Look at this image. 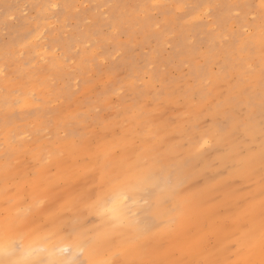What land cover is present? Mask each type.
Listing matches in <instances>:
<instances>
[{
    "label": "rangeland",
    "instance_id": "obj_1",
    "mask_svg": "<svg viewBox=\"0 0 264 264\" xmlns=\"http://www.w3.org/2000/svg\"><path fill=\"white\" fill-rule=\"evenodd\" d=\"M260 3L0 0V213L10 169L32 173L21 181L27 184L16 205L21 213L30 210L40 222H75L87 214L82 196L110 175L103 164L114 150L132 161L160 160L155 177L165 180L162 188L175 191L178 175L177 186L188 182L197 196L210 178L204 173L219 171L221 155H237L249 128H260ZM247 85L248 93L239 95ZM86 137L94 142L84 150L78 146ZM239 177L232 178L235 185ZM248 180L254 191L256 179ZM227 191L201 192L185 217L234 211L236 205L226 207ZM188 197L194 198L181 189L175 198L163 195L160 211L184 206ZM137 207L143 217L144 201ZM171 228L175 243L188 239ZM208 239L215 248V237ZM114 251L100 256L120 264L124 253Z\"/></svg>",
    "mask_w": 264,
    "mask_h": 264
},
{
    "label": "snow or ice",
    "instance_id": "obj_2",
    "mask_svg": "<svg viewBox=\"0 0 264 264\" xmlns=\"http://www.w3.org/2000/svg\"><path fill=\"white\" fill-rule=\"evenodd\" d=\"M261 9V37L264 47V0L259 5ZM255 19V17H253ZM254 72L249 66V74ZM259 86L261 91V120L259 128L260 151L249 139L255 137V129L249 128L251 137L245 139V147L238 155L241 163L246 165L249 178L257 177L260 184L258 194H251L248 203L258 200L260 213L257 225L254 216L240 223L239 236L231 245L233 253L243 252V261H233L230 258L222 260L216 253L206 246H197L188 253L181 252L176 256L169 243L157 239L161 225L151 213L141 217V209L137 207L140 200L149 204V198L156 194L159 185L155 182L156 169L160 160L153 158L127 159L121 155L120 150H114L105 156L103 168L110 171L107 179L94 185L82 196L86 205V215L80 213L78 220H51L40 222L37 215L30 210L23 213L16 207L17 202L25 199L26 181L32 173L21 176L6 169L3 175L4 212L0 213V264H117L116 259L95 261L81 259L85 251H93L99 245H108L117 235L132 236L129 245L135 254L134 259L124 260L121 264H264V58H262L259 73ZM250 85L241 88L239 95L248 93ZM196 100L195 95L192 97ZM248 119H251L249 116ZM228 120L222 127H227ZM75 135V132L73 133ZM93 138L86 137L85 143L79 145L87 150ZM208 143L207 140L204 141ZM153 149L145 148L144 153ZM125 151H135V147L126 148ZM159 199L156 200L157 207ZM16 209L13 211V209ZM179 211V209H176ZM76 236L75 250L80 254H73L70 260L64 256L72 251V246L63 244V240ZM116 254H114L115 256ZM187 255L197 258L188 259Z\"/></svg>",
    "mask_w": 264,
    "mask_h": 264
},
{
    "label": "bare ground",
    "instance_id": "obj_3",
    "mask_svg": "<svg viewBox=\"0 0 264 264\" xmlns=\"http://www.w3.org/2000/svg\"><path fill=\"white\" fill-rule=\"evenodd\" d=\"M43 33V32H42ZM35 41V40H34ZM31 43V42H30ZM34 43V42H33ZM31 43V44H33ZM36 43V41H35ZM236 44V43H235ZM234 44V45H235ZM46 54V53H45ZM42 55L43 51H42ZM56 59V58H55ZM57 62V61H56ZM58 65L61 64L60 61L57 62ZM22 104V102H20ZM27 105V104H26ZM247 137L245 139H249L251 137V133L248 132V134H245ZM232 136H234L232 134ZM235 139V138H234ZM254 141L257 143H260L259 138V129H255V137L249 139V142ZM243 146L245 147V144L243 143ZM260 148H256L257 153V167L259 166V154ZM241 157L237 155H221L219 160L217 161L219 166V171L217 168L208 170L204 174V179L206 177V174L209 173L210 178L207 181H204L203 183H200V187H198V195L195 196L193 194L192 186L188 184V182L183 183V186H177V183L179 182L180 177L178 175H175L173 180V186L175 191L181 189V191H186L187 193L191 194L194 198L188 197V201L186 205H179V206H173L169 211L161 212L160 211V203L157 207L156 200L159 199L163 195H169L172 198H175L176 192L175 191H169L168 189L162 188L163 186L167 187V184L163 177L156 178L155 182L159 185V187L156 190V194L153 197L149 198V204L146 205V212L151 213L156 217L157 222L161 225L160 229L157 233V239L163 238L165 239L173 251H176V256H179L181 252L188 253L190 249H195L197 246H206L210 251L216 253L218 258L222 260L231 259L233 261H243L245 259V254L243 252L240 253H233L231 251V245L232 243L237 239L239 236V225L240 223H243L245 220L250 218L251 216H254L256 219V223L258 225L259 223V213H260V207L258 201H256L257 209L256 211H250L249 203H248V197L251 194H258L260 190V184L258 182V176L253 177L254 183L256 184V189L253 191L250 189L249 183H245V178L247 175V168L246 165L241 163ZM240 173V174H238ZM207 175V176H209ZM235 175H239L240 182L238 185H235L233 183L232 178ZM252 178H249V180ZM248 180V181H249ZM227 188V198L226 201V207L229 208L231 205H236V208L234 211H226L225 214L219 215L216 211H209L208 209H205L203 212H201L198 216V220L195 219H188L185 217L184 211L186 209H189L191 207L192 203H196L199 199H201V192H204L205 190L208 191L212 189H223ZM233 189V190H232ZM198 204V203H197ZM203 204V203H202ZM207 204V203H206ZM166 206V205H165ZM179 209L177 211L176 209ZM227 222L226 226L222 225V222ZM200 222V225H199ZM202 222H206L207 226H201ZM175 227L180 231L181 233H184L187 235L188 239L186 238L183 240V242L176 243L174 242L175 236L174 231H172L171 227ZM191 227H195L194 231H191ZM200 228L199 231L197 229ZM212 235L217 240V245L215 248L210 247L208 244V238ZM180 238V237H179ZM76 236L74 235L72 239H64L63 244L71 245L72 251H70L68 254L64 256V259L70 260L73 257V254L80 256L78 252L75 250V244H76ZM132 239V236L130 234L128 235H117L115 236L111 243L108 245H99L95 248L93 251H85L83 256H80L81 259H91L98 262L103 261V256H100V253L107 251L109 254V257L114 255L116 252L114 251L117 247L120 249L124 255L120 257L121 261L124 260H131L136 258L134 255V252L132 251L129 241ZM215 240V241H216ZM213 246V245H212ZM186 258L188 259H195L197 258L195 255H187Z\"/></svg>",
    "mask_w": 264,
    "mask_h": 264
}]
</instances>
